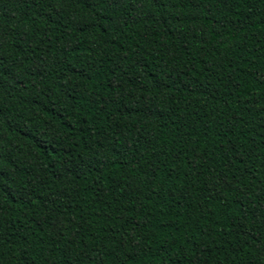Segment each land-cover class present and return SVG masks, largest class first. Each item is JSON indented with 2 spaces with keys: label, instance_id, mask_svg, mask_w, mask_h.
<instances>
[{
  "label": "trees",
  "instance_id": "1",
  "mask_svg": "<svg viewBox=\"0 0 264 264\" xmlns=\"http://www.w3.org/2000/svg\"><path fill=\"white\" fill-rule=\"evenodd\" d=\"M0 264H264V0H0Z\"/></svg>",
  "mask_w": 264,
  "mask_h": 264
}]
</instances>
